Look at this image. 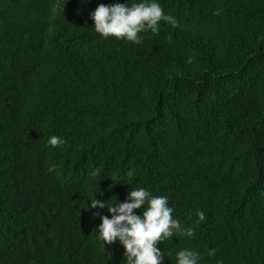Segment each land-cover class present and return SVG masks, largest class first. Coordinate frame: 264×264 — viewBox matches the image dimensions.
I'll return each mask as SVG.
<instances>
[{
    "label": "trees",
    "instance_id": "1",
    "mask_svg": "<svg viewBox=\"0 0 264 264\" xmlns=\"http://www.w3.org/2000/svg\"><path fill=\"white\" fill-rule=\"evenodd\" d=\"M100 3L125 0H0V264H124L88 204L137 187L194 230L163 264H264V0H158L177 26L139 45Z\"/></svg>",
    "mask_w": 264,
    "mask_h": 264
},
{
    "label": "clouds",
    "instance_id": "2",
    "mask_svg": "<svg viewBox=\"0 0 264 264\" xmlns=\"http://www.w3.org/2000/svg\"><path fill=\"white\" fill-rule=\"evenodd\" d=\"M89 2V0H82ZM95 32L102 37H115L131 42L142 43L141 33L151 31L158 34L160 22L177 26L174 17L164 13L158 0H125V3L98 4L90 13ZM188 62H191L189 58ZM64 140L52 136L48 140L51 147L63 145ZM93 176L97 172L92 173ZM136 170L129 169L126 176L129 182L135 177ZM128 185V184H127ZM97 193V192H96ZM115 197V201H116ZM88 208L104 209L111 213V218L95 212L102 223L98 226V239L104 244H113L117 240L125 249L124 264H163L164 252L157 246L159 242L171 239L175 235L193 237L194 230L182 227L173 217L174 209L169 206L167 196H154L144 187L131 188L121 203H109L95 198L90 199ZM140 209L141 214L134 210ZM198 220L205 219L204 213H197ZM215 250L210 249L209 255ZM176 264H199V253L184 249L176 253Z\"/></svg>",
    "mask_w": 264,
    "mask_h": 264
}]
</instances>
